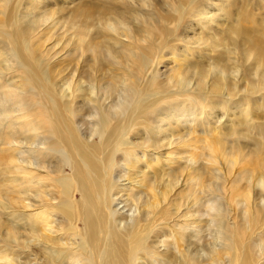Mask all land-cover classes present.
<instances>
[{
    "label": "bare ground",
    "instance_id": "1",
    "mask_svg": "<svg viewBox=\"0 0 264 264\" xmlns=\"http://www.w3.org/2000/svg\"><path fill=\"white\" fill-rule=\"evenodd\" d=\"M43 2L0 0V264H264V138L219 136L264 128V17L223 47L202 0Z\"/></svg>",
    "mask_w": 264,
    "mask_h": 264
},
{
    "label": "rangeland",
    "instance_id": "2",
    "mask_svg": "<svg viewBox=\"0 0 264 264\" xmlns=\"http://www.w3.org/2000/svg\"><path fill=\"white\" fill-rule=\"evenodd\" d=\"M43 1H44L43 3H45V5H48L49 8H52L53 10L55 9V11L61 9L63 7L62 5L67 2V0H43ZM51 2H52V4H49ZM198 4H199V6H200L201 9H202L203 6L207 5L208 8H211L210 10L215 11V12H219L218 13L219 15L216 16V17H220V19L219 18L216 19L211 24V27L208 26L209 28H206V29H204L202 31L201 28H200L201 25L200 24L199 25L197 24V20H196V23H195V21L192 23L191 22L192 21V18H191V19H189L190 23L187 22L184 25L185 27L182 28L183 31L184 32L186 31L187 34H190L191 33V30L188 29L187 26H189V24L192 23L194 25V28L198 30L197 31L198 36H196V37H202V35H203L202 38H207V36L213 35V34L216 36V33H217V36L216 37H218V40L225 41V45L223 47H225V46H227V47L229 46L230 47L231 46V41H233V39L236 38V35L234 34V31H235V29L237 27H238L237 28L238 30L242 29L240 27H243L245 29L246 28L247 29H251V30L254 29L253 26H255V25L252 24L253 22L251 23L249 21H247V22L246 21L245 22L238 21L237 18H236L238 15H240L241 13H245L246 15L249 14L254 20L255 19H258L260 17L261 18L264 17L263 16V14H264V0H225V3H224L225 7H223V6L221 7V10L223 9L222 11L219 10L220 7L218 8V4H219V1L218 0H207V1H203L202 0V2H199ZM45 5L42 4V7H44ZM66 5H68V3ZM228 6H231L232 7V14L229 13V12H226V7H228ZM224 12L227 13V14L221 15ZM234 12H236V13H234ZM248 12H250V13H248ZM227 16H229V18ZM234 20H235V22H234ZM228 22H229V24H227ZM209 23H211V22H209ZM250 23H251L252 27H251V25H249ZM232 29H233V32L231 33ZM188 31H189V33H188ZM202 32H203V34H202ZM199 34L200 35L202 34V35L200 36ZM178 38H176L177 42H175V45H176L175 46V51H174V57L175 58L173 56L172 57H168L167 56L166 57L167 59L164 62L167 67L171 68V67H174L176 65H179L180 61L178 63V59H179L178 55L182 54L183 51H186L187 52L186 55L188 57L191 56L192 59H190V57H189V60L190 61H192L193 58H194L195 62H197L199 60L198 58H200L201 56H202V58H204L206 60L209 59V57L206 56L205 52H203V51L201 52L199 50V52L201 53V54H199V53H197V51H191V49L190 48H187L186 44L180 39L181 37H178ZM223 47H221V48H223ZM183 48H184V50H183ZM192 53H194V54H192ZM209 54H210V57L213 56V55L215 56L214 53H211L210 52ZM199 55H200V57H198ZM171 59H174V61L171 60ZM258 99H261V98H258ZM256 102H257V104L255 106H254L253 101L251 103L252 106H253V108H254V111H255L253 113V119H254L253 120L254 121L253 123L256 124V125H260V126L264 127V109H263L264 106L261 107L260 102H258L257 100H256ZM259 107H261V108H259ZM260 109H262V110H260ZM185 113H187V115H185L186 116L185 119L187 121L183 120V122L181 124H178L179 126L178 125H175L177 129L175 128L176 131L174 130L175 133H173V136H174L175 139H176V137L178 139V138H180V136L186 135L187 141H189L191 143L189 144L187 150L184 149V151H185L184 153L187 156L195 154L196 155L195 157L200 158L201 160H198V163H197V167L196 168H199V167L202 168V163H201L202 162V158L201 157H202V153H203V147H202V141L203 140H202V138L204 136L202 134H204V133L201 132V131H202V127H203L204 124L202 123L201 112H197L195 109H193L191 107V108L185 110ZM188 114L190 115V117H189ZM193 119H194V121H193ZM238 122H241V123L244 122V119H243L242 116H238L237 114H235L234 117L227 118L225 120V122L223 123V126L219 130V136H222V138H224V139L227 138V139H229L230 142H232L235 138H237L238 134L245 135L247 140L238 141V143L240 145H242L243 147H245V150L246 149L253 148L255 146L254 143L252 142V139L255 138V139H258L259 140V139L264 138V128H262L261 130H255L254 128L250 127L249 125L248 126L246 124L245 125L244 124L241 125V123L238 124ZM227 123H228V125H227ZM182 127H183V129H181ZM184 127H186L187 129L184 128ZM199 127L201 128V130H199L200 129ZM190 133H192V134H190ZM234 133H238V134L236 136L235 135H233V136L231 135L230 136V134H234ZM192 141H193V143H192ZM190 146L192 147L193 150L191 149ZM247 147H249V148H247ZM4 217L5 216L2 217V220L4 221V223H6L8 225L9 224L8 222L11 220V218H8V217L6 218L5 217V219H4ZM0 242H1L0 243V249H3L2 246H1L2 245V242H3L2 238H0ZM18 252L19 253H24L23 251L22 252L21 251H18ZM22 255L23 254H19V259H20L19 261L21 263H23L25 261V257H26L25 253H24V257ZM22 257H23V259H22ZM21 259H22V261H21ZM18 264H19V262H18Z\"/></svg>",
    "mask_w": 264,
    "mask_h": 264
}]
</instances>
